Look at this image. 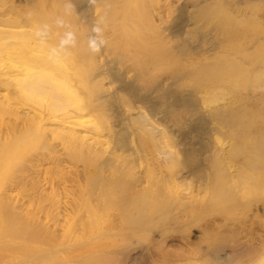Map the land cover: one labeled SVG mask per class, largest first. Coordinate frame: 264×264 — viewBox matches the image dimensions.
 <instances>
[{"label": "bare ground", "instance_id": "1", "mask_svg": "<svg viewBox=\"0 0 264 264\" xmlns=\"http://www.w3.org/2000/svg\"><path fill=\"white\" fill-rule=\"evenodd\" d=\"M144 1L0 0V264H264V215L231 225L211 176L216 134L264 118V38L240 18L253 0H183L170 18L171 0ZM69 2L77 46L52 61L34 30Z\"/></svg>", "mask_w": 264, "mask_h": 264}, {"label": "rangeland", "instance_id": "2", "mask_svg": "<svg viewBox=\"0 0 264 264\" xmlns=\"http://www.w3.org/2000/svg\"><path fill=\"white\" fill-rule=\"evenodd\" d=\"M145 1H146V4H147V2H149V0H145ZM182 1L183 0H171V2H170L171 15L168 16L169 18L176 11L178 4L181 3ZM224 1L225 0H220L219 7H221L224 4ZM230 5H231L230 2H227V3L224 4V7L226 8V10L230 9ZM249 5H250V7H251V9L253 11L252 13L250 12L251 10H250ZM224 7L222 6L221 9L224 8ZM248 7L249 8L247 9V11L250 10L249 13H251L252 15L254 14V16H255V14L259 11V9L261 11V8H262L263 11H264V0H253L252 2H250L248 4ZM233 9H235V8H233ZM217 15L218 14L208 18V20L204 19L206 21V23H207L206 26H205L206 28H211L212 25L214 26L215 22L218 20ZM238 16H240V15H237L235 18H238ZM254 16L250 15V17H248L247 20H246V16L245 17L241 16L240 18L242 20L240 18H238V19H240L242 21L243 24L245 23L244 24L245 26L248 25V26H246L245 30H248L247 28H250L249 30L251 31V33L248 32L247 39L244 36L242 39L234 41V44L238 45L237 43H240V41L245 42L246 40H248V37H249V39L254 37V36H252L253 32L256 33V30H257L256 28H258V27H259V29H258L259 32L257 31L258 34L256 33L257 37H258V35L261 34L260 36L264 38V36H263L264 35V28H260V27H264V16H263V18L259 19L260 22H258L256 20L257 22L253 23L255 21L254 18H253ZM243 17H244V19H243ZM230 19L233 20V18H230ZM240 20H239V22H241ZM242 23H241V25H243ZM249 24H250V26H249ZM252 24H254V26ZM244 25L242 26L243 28H245ZM251 25L253 27L256 26L253 29V31H252ZM262 29H263V32H262ZM246 33H247V31H246ZM224 36L225 35H222L220 33L218 34V38L219 39L224 38ZM257 37L255 36V38H257ZM263 70H264V68H263ZM263 70H261V71L258 70V71L262 72ZM258 71H255L254 72L255 74L253 73L252 76L253 77H254V75L257 76ZM256 72H257V74H256ZM262 75H263V73H261V75L259 74V76H257V77L259 79H261ZM260 76H261V78H260ZM254 79H255V81H254ZM256 80H257V78H253V79H251L250 83H252V82L256 83ZM261 80L263 82H260V80H259V82L258 81L257 82L261 83V84L262 83L264 84V78L261 79ZM220 102H222V101H220ZM255 109H256V107L252 108V112L253 113H251V114H254V113L256 114V112H258L257 114H259L261 116H264L263 114H261V112L259 113V111H256ZM257 114L255 115V118L259 117ZM251 119H253L251 122L253 123V127H254V125H257L254 122H256V121L258 122L261 119V117H260V119L258 118L259 120H257V119H254V116H252ZM263 120H264V118H263ZM263 120L261 119L260 123L258 122V126H255L254 128L252 126H250V125H248V127L246 125H244L245 127H243L242 124H244L247 121V120L246 121L243 120L242 123H239V124H241L240 125L241 127L238 126L235 129H229V128L228 129L227 128L226 129H222L223 131L222 130L219 131L221 133L218 132L216 134V137H215L216 145L219 146V147L220 146H224L225 148H227L226 149L227 153L225 154V158L223 159L222 168L221 169L218 168L216 170L214 169L211 172V176L216 179V184L214 186V191H215L216 195L218 197H220L221 200H222V202L220 204H218L214 209L217 210L216 212H218V211L228 212L229 216H232L231 220H230L231 225H241L243 221H246L247 223H251L252 222L255 225H258L257 223L259 222L260 219H262V217H263L262 215H264V147H262L263 146V142H264V135H262L264 133H262V132H264V130H259L260 132H258V130H257V129H260V127L262 125H264V123H262V122H264ZM249 126L253 128V131L255 129L257 131H254V133H253L252 128H249ZM241 128L245 129V130H241L242 133L240 132ZM247 128L250 129L249 130L250 132L248 131ZM238 129H239V131H238ZM227 132H229V133H227ZM246 132H248L250 134H245ZM256 132H257L258 135L256 134ZM222 136L227 141L225 139H223ZM262 136H263V138H262ZM257 137H260V138H257ZM258 139H260L262 141H260V140L258 141ZM252 141H254V142H252ZM256 142H258V144ZM260 142H262V144H260ZM255 145H258V146L261 145V146L258 147V146H255ZM254 147L259 148V149L262 148L261 149L262 152L260 151L259 155H261V158H263V160L260 159V157L257 159V161H259V162L262 160L261 163H259L260 166L259 165H255V162H253V161L249 162L247 160V157L252 155L253 153H254L253 154L254 157L256 155H258V150L259 149L257 150ZM250 148H252L253 150L250 149ZM172 149L173 150L176 149V144L172 145ZM254 149L257 150V151L255 152ZM255 153H257V154L255 155ZM230 154H232V155H230ZM248 154H250V155H248ZM262 154H263V156H262ZM52 169H53V167L51 165H48L47 170L49 172H51ZM237 171H238V175L234 176V175L237 174ZM50 175L51 174L47 173V176H50ZM56 176H57V178H60V176L58 174H56ZM239 176H243L247 180V181L244 180L245 183L246 182L248 183V184L246 183L247 187L245 189L239 184V181L241 182L242 180H237ZM44 180H46V179H44ZM192 180H193L192 177L187 178L186 182H185V186H183V188L187 192L190 191V187H188V186L191 185ZM29 183H32V182H29ZM31 185L34 188L32 190L31 195L33 197H35L36 196L35 195L36 194V187L34 186L33 183L30 184V186ZM239 187H242L243 190L239 191ZM210 193L211 194L213 193V191L211 189H209V194ZM154 264H166V262H164V260H163V261H157Z\"/></svg>", "mask_w": 264, "mask_h": 264}, {"label": "clouds", "instance_id": "3", "mask_svg": "<svg viewBox=\"0 0 264 264\" xmlns=\"http://www.w3.org/2000/svg\"><path fill=\"white\" fill-rule=\"evenodd\" d=\"M72 4L69 2L65 6V14L57 15L51 23H43L37 26L34 30V37L41 46H47L48 58L52 61H60L69 55V50L77 46V35L72 30L71 25L66 20L65 16L71 14ZM62 29V35L57 44L49 46V37L53 29ZM106 18L101 17L96 21L87 38V47L91 53H99L107 45L105 38Z\"/></svg>", "mask_w": 264, "mask_h": 264}]
</instances>
